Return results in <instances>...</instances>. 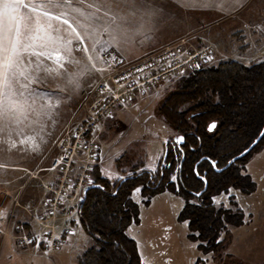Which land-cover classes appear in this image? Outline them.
<instances>
[{"label":"rangeland","instance_id":"rangeland-1","mask_svg":"<svg viewBox=\"0 0 264 264\" xmlns=\"http://www.w3.org/2000/svg\"><path fill=\"white\" fill-rule=\"evenodd\" d=\"M255 16H258V19L250 20L241 14L233 16L231 19H234V23L218 31L222 32L221 37L213 36L216 34L213 33L214 28L205 27L206 29L198 31H186L169 43L157 47L163 48L183 39L186 52L180 57L181 61L186 60L184 68L179 72L173 70L157 85L145 91H136L123 105L114 107L112 115L100 121L92 133V158H88L80 146H74L72 136L77 125L84 120V115L77 111L78 103L83 92L98 77L100 70L97 69L103 65L102 60L79 64L65 63L64 69H59L56 65L51 66L53 64L49 61L43 62V70L33 65L32 71L40 78V82L33 87L65 99L48 116L37 117L29 112L27 119L21 123H8L0 130V163L25 168H0V181L9 182L8 188L0 189V194L4 192L0 205H8V214L12 212L11 219L18 214L22 221L32 223L34 233H40L36 242L28 244H40L44 238L42 228L33 221L27 211L32 214L41 211L43 201L50 196L47 186L57 189L62 179L74 182L83 174L85 167L88 180H91L95 172H99L110 181L142 169L143 166L150 171L156 170L160 161V150L175 132L154 116L142 124L144 115H150L152 111L154 113L155 107L175 88L179 78L194 67L216 65L227 59L243 64L264 60V15ZM227 23L232 22L224 21L222 24ZM157 48L138 55L123 56L134 58ZM195 53V61L187 59L189 54ZM48 68L56 69L60 75L48 73ZM72 74H76L79 83V87L75 89L67 84V79ZM125 106H128V109ZM141 112L143 115H139ZM162 137L164 140H161ZM66 154L71 163L63 177L60 166L54 169L50 167L55 160ZM138 165L139 168H134ZM239 169L241 174H248L253 179L255 190L244 193L239 189L230 188V193L225 191L215 196L220 200L219 203L213 199L217 207L241 209L245 221L240 225L242 228L238 226L230 229L231 236L226 248L217 254L203 253L187 237L186 224L177 222V215L182 207L172 200V195L168 198V194L158 193L159 195H154L156 197H151L148 204L150 208H146L141 194L132 191L131 198L139 205V219H142V222L138 228H134L135 225L130 226L127 234L135 240L141 261L144 264H187L190 255L186 254L185 248L191 242V245L195 246L197 256L191 264H206L209 260H213L214 264H264V144L253 152ZM76 218L74 212L67 217H58V230L63 233L65 239L60 248L71 246L75 260L76 256L92 244V240L83 233ZM13 234L15 233L4 239L15 240ZM40 248L49 253L56 251L46 249L42 244Z\"/></svg>","mask_w":264,"mask_h":264},{"label":"trees","instance_id":"trees-1","mask_svg":"<svg viewBox=\"0 0 264 264\" xmlns=\"http://www.w3.org/2000/svg\"><path fill=\"white\" fill-rule=\"evenodd\" d=\"M154 116L184 137L183 143L166 144L155 171L134 170L115 181L99 172L92 175L75 204L79 226L92 244L76 256V264H144L135 240L126 233L129 225L140 221L139 205L131 198L137 188L145 206L165 190L182 196L185 203L177 221L186 224L187 237L203 253L222 252L229 242L230 229L245 222L241 209L217 207L212 200L230 188L244 193L255 190V182L248 174H241L239 166H244L264 144V135L250 152L220 172L214 171L205 158L225 165L261 131L264 60L243 64L227 59L190 69L155 107ZM213 122L217 127L209 132L208 125ZM194 167L207 180L200 196L192 193L203 187L193 173ZM173 172L175 181L171 179Z\"/></svg>","mask_w":264,"mask_h":264},{"label":"snow or ice","instance_id":"snow-or-ice-1","mask_svg":"<svg viewBox=\"0 0 264 264\" xmlns=\"http://www.w3.org/2000/svg\"><path fill=\"white\" fill-rule=\"evenodd\" d=\"M188 6L236 10L243 3L242 0H189ZM167 7L168 4L158 5L152 0H0V130L8 123H21L29 112L37 117L48 116L65 99L33 87L40 82L32 71L33 65L42 69L44 61H51L63 69L65 63L79 64V60H68L65 54L73 51L87 54L86 40L92 41V51H103L95 47L100 43L96 39L100 32L112 35L117 29L122 30L118 20L127 23L129 16L135 18L137 13L151 18ZM125 8L127 14H121ZM87 59L91 61L92 56ZM46 71L60 75L54 68ZM67 84L73 89L79 87L76 74L68 77ZM216 127L213 122L208 125V131ZM183 141L184 137H179L176 144ZM205 160L213 169L217 168L216 160ZM193 173L207 183L206 177L195 167ZM135 191L139 193L140 189ZM227 191L230 193L231 189ZM213 199L220 202L218 198Z\"/></svg>","mask_w":264,"mask_h":264},{"label":"built area","instance_id":"built-area-1","mask_svg":"<svg viewBox=\"0 0 264 264\" xmlns=\"http://www.w3.org/2000/svg\"><path fill=\"white\" fill-rule=\"evenodd\" d=\"M183 43L184 40L181 39L134 58H127L114 51L101 54L103 65L99 67V75L83 92L77 106V111L84 115V120L77 125L72 136L74 146H80L86 156L92 158L93 144L90 141L99 122L109 118L114 107L123 105V102L136 91H145L157 85L173 70L177 72L182 70L186 62L185 59L181 61L180 57L186 52ZM196 58L195 53L189 54L187 59L195 61ZM52 64L54 67L55 64ZM70 163L71 159L66 154L55 160L50 169L60 166L64 177ZM85 170L86 167L83 174L74 182L62 179L57 189L47 186L50 196L43 202L41 211L34 214L27 211L33 221L42 228L44 238L41 244L46 249L57 250L65 242L63 233L58 230V217L61 215L67 217L75 213V204L81 189L90 181L86 178ZM11 217L12 212L0 222V240L12 236ZM39 234L20 231L13 234V237L20 244H28L36 242Z\"/></svg>","mask_w":264,"mask_h":264},{"label":"crops","instance_id":"crops-1","mask_svg":"<svg viewBox=\"0 0 264 264\" xmlns=\"http://www.w3.org/2000/svg\"><path fill=\"white\" fill-rule=\"evenodd\" d=\"M152 2L158 5L168 4L169 7L162 9L158 15L151 18L148 16H143V13H137L135 18L129 16V20L127 23L118 20L117 23L121 24L122 30L117 29V31L112 35L100 32L96 36V39L99 40L100 43L95 45V47L97 49L102 48L104 49L103 51H92L91 49L94 46L92 41L86 40V46L89 48V52L86 54L83 51H73L71 54H65L67 56V59L79 60L80 62H100L101 54L105 53L108 50H112L126 56L138 55L149 49L165 45L173 39H176L180 35L184 34L186 31H198L199 29L214 28L213 33H216L217 35L214 34L213 36L221 37L222 32L218 31H222L223 28L228 27L230 24H233L234 19H231L233 16H239L241 14L248 19L253 20L258 17L255 16V14L264 15V0H242L243 6L236 10H227L226 8L225 10H221L219 7L204 6L189 7V0H152ZM121 14L126 15L127 9L125 8ZM141 16H143V19H141ZM224 21H230L232 23L223 25L222 23H224ZM113 36H115L116 38L113 39ZM89 55L92 56L91 61L87 59ZM125 107L128 109V106ZM139 115H143L142 112L139 113ZM153 116V111L150 115H144L145 118H143L144 121L142 122V124H145L146 121ZM162 139L164 140L163 137L161 138V140ZM160 151L161 158L163 146ZM0 165H3L0 166V168L4 169H6L7 167V169L11 168L13 170L25 169L24 167L18 165H9L5 163H0ZM140 166L138 165L136 167L139 168ZM141 168H144V166ZM8 187V181H0V189H6ZM161 193L168 194L170 196L168 198H171L172 195V200L177 201L179 203L178 205H180L181 207L183 206L181 199L175 194L168 191H164ZM2 197H4V192L0 194V199ZM145 207L150 208V205ZM7 216L8 205L2 203V205H0V222H2ZM76 221L78 222L77 218ZM141 222L142 219L138 224L129 225L126 233L127 231H129L130 226L135 225L134 228H138ZM11 230L12 233H18L20 231L33 232V227L32 223L22 221L21 216L17 214L13 219H11ZM184 240L188 241L187 238H184ZM40 244L36 243L21 245L14 239H4L2 242H0V264H76V260L72 256L71 246H66L54 251L53 253H49L45 249V252L42 251V249L40 248ZM194 248L195 246L191 245V242L190 245L185 248L186 254L190 255V260L187 262V264H191L196 256ZM206 264L214 263L213 260H209L208 262H206Z\"/></svg>","mask_w":264,"mask_h":264},{"label":"flooded vegetation","instance_id":"flooded-vegetation-1","mask_svg":"<svg viewBox=\"0 0 264 264\" xmlns=\"http://www.w3.org/2000/svg\"><path fill=\"white\" fill-rule=\"evenodd\" d=\"M174 136H178V135H176V134H174V135H172L168 140L169 141H167V144H170V145H176V146H178L173 140H172V138L174 137ZM165 141V142H166ZM165 146V145H164ZM164 146H163V149H164ZM163 153V152H162ZM233 158V157H232ZM231 158V159H232ZM230 159V160H231ZM159 165V164H158ZM229 165H227V163L225 164V165H217V168L216 169H213L214 171H216V172H220V171H222V170H224L225 168H227ZM158 167V166H157ZM240 167V166H239ZM142 169H145V168H142ZM147 170H149V169H147ZM176 172V171H175ZM175 172H173V174H172V176H175L176 177V173ZM176 180V179H175ZM175 180H173V181H175ZM206 187H207V183H206V185H205V183L203 182V187H202V189H200L199 191H197V192H199L200 193V195H201V193L206 189ZM234 189V188H233ZM165 191H168V190H165ZM164 192V191H163ZM168 192H171V191H168ZM171 193H173V192H171ZM193 193V195L194 196H197V195H195V193L196 192H192ZM174 194V193H173ZM176 196H178L180 199H181V201H182V203H183V205H184V203H185V201H184V199H183V197L182 196H180V195H177V194H175ZM199 195V196H200ZM214 198V197H213ZM192 201H194V199H192ZM213 201V200H212ZM214 203V202H213ZM183 207V206H182ZM243 225V224H242Z\"/></svg>","mask_w":264,"mask_h":264},{"label":"water","instance_id":"water-1","mask_svg":"<svg viewBox=\"0 0 264 264\" xmlns=\"http://www.w3.org/2000/svg\"><path fill=\"white\" fill-rule=\"evenodd\" d=\"M262 133H264V125L261 129V131L259 132V134L257 135V137L253 140V142L247 147L245 148L241 153H239L238 155H236L235 157H233L231 159L232 162H234L236 159L241 158L242 156H244L245 154H247L248 152H250L252 150V148L260 141V139L263 137ZM182 136H174L172 138V140L176 143V140ZM178 145V144H177ZM227 165H229L227 163ZM206 185V184H205Z\"/></svg>","mask_w":264,"mask_h":264},{"label":"bare ground","instance_id":"bare-ground-1","mask_svg":"<svg viewBox=\"0 0 264 264\" xmlns=\"http://www.w3.org/2000/svg\"><path fill=\"white\" fill-rule=\"evenodd\" d=\"M53 63V62H52ZM0 166H3V165H0ZM5 167V166H4Z\"/></svg>","mask_w":264,"mask_h":264}]
</instances>
